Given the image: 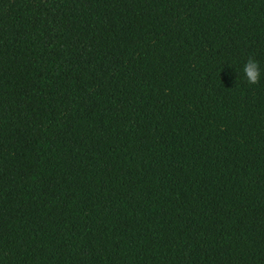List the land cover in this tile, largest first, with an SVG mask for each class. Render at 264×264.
Wrapping results in <instances>:
<instances>
[{"label": "trees", "instance_id": "1", "mask_svg": "<svg viewBox=\"0 0 264 264\" xmlns=\"http://www.w3.org/2000/svg\"><path fill=\"white\" fill-rule=\"evenodd\" d=\"M0 264H264V0H0Z\"/></svg>", "mask_w": 264, "mask_h": 264}]
</instances>
